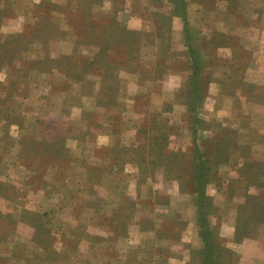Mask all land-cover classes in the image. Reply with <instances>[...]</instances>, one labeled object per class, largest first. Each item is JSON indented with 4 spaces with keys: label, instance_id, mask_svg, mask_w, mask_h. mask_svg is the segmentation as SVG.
<instances>
[{
    "label": "rangeland",
    "instance_id": "obj_1",
    "mask_svg": "<svg viewBox=\"0 0 264 264\" xmlns=\"http://www.w3.org/2000/svg\"><path fill=\"white\" fill-rule=\"evenodd\" d=\"M210 254L264 264V0H0V264Z\"/></svg>",
    "mask_w": 264,
    "mask_h": 264
},
{
    "label": "trees",
    "instance_id": "obj_2",
    "mask_svg": "<svg viewBox=\"0 0 264 264\" xmlns=\"http://www.w3.org/2000/svg\"><path fill=\"white\" fill-rule=\"evenodd\" d=\"M205 176V173H203L201 171L200 175L198 176L199 178H204ZM205 183V182H204ZM203 233V239L205 241V250L211 252L213 251L215 248V245H214V236H213V233L212 231L210 232H205V231H202ZM213 249V250H212ZM207 258H206V264H219V262L216 260V256L214 254H210V255H206Z\"/></svg>",
    "mask_w": 264,
    "mask_h": 264
}]
</instances>
